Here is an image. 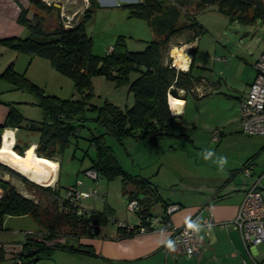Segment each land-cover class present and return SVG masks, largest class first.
Segmentation results:
<instances>
[{
	"label": "rangeland",
	"instance_id": "374dc122",
	"mask_svg": "<svg viewBox=\"0 0 264 264\" xmlns=\"http://www.w3.org/2000/svg\"><path fill=\"white\" fill-rule=\"evenodd\" d=\"M45 1L55 7L52 12L42 13L27 0L31 10L29 16L37 11L43 16L47 27H53L59 17L67 25L79 21L78 14L74 17L65 14L71 11L70 3L73 0ZM128 1L104 0L102 2L104 4L100 2L101 7L96 10L93 20L87 24V30L93 38L95 54L105 55L119 35H125L128 48L135 51L144 49L146 42L153 39L154 35L148 22L130 15ZM64 4L67 8L65 11L61 6ZM188 11H196L195 6L190 5ZM195 17L204 27L203 33L188 42L194 32L184 30L171 38L164 52L165 60L171 59L173 64V47H182L185 43H190L191 46L186 50L193 57V74L204 76L196 82L195 90L187 94L186 113L183 118H177L175 121L173 135L162 139L128 137L121 144L112 135L106 134L107 143L112 147L119 163L132 174L150 177L152 182L158 185V191L165 200H177L182 194L186 195L188 184L194 180L185 177L196 176L197 173L207 170L205 164L216 165L214 161L218 156L227 157L228 163L225 166L232 168L229 176H233L239 185L248 180L251 183L260 175L262 176L260 184L264 187V136L246 134L240 121L241 99L249 92L250 83L256 75L255 63L264 49V20L257 19L252 23L229 20L219 11L217 4L195 12ZM181 20L184 22L186 19L182 17ZM29 34L30 30L25 27V31L19 37H26ZM34 59L36 60L33 62ZM11 62L16 71L43 89L41 91L43 95H55L62 99L79 97L74 81L54 69L49 59L40 56L31 58L0 43V100L13 103L28 120L44 119V110L40 104L41 96L27 88L17 87L1 75ZM137 76L138 73L132 72L129 81L121 84L102 75L92 76L93 95L89 98V104L100 106L108 99L122 108L131 107L134 95L129 90V85ZM95 115V109L86 111L88 118ZM215 127L223 130L224 135L220 142L211 144L213 142L211 130ZM5 131L6 128L1 136L0 147ZM18 131L20 144L39 139V133L34 131L23 127L18 128ZM92 131L98 134L103 132V129L93 120H88L85 126L81 127L76 140H73L62 153L56 155L59 169L58 167L55 169L57 180L51 186L62 185V196L67 193L65 187L72 185L94 193L90 198H82L80 205L86 209L110 212L108 221L100 226L103 231L117 229L119 224L125 222L138 223V214L128 206L129 199L124 193L121 176L111 180L102 176L95 179L84 171L96 155L95 148L90 145L89 136ZM206 150H212L216 156L205 160ZM249 160L251 164H248ZM202 162H205L204 165ZM252 164L255 167L254 173L248 177L244 167L246 165L251 167ZM0 177L8 180L11 178L10 181L22 194L39 201L43 212L55 214V198L51 192L27 184L18 175L8 173L3 168H0ZM153 213L154 215L162 213L161 203L153 207ZM3 226L0 237L6 242L2 246L9 249L12 257L13 252L16 253L20 243L24 241L26 231L35 232L41 229L40 224L31 215H6ZM68 231L66 226L63 227L60 236L64 237ZM53 252L52 260L55 263L57 254L62 255L59 260L61 263L71 262L73 258L78 262L81 258L80 255L69 254L62 245L56 247ZM13 261L11 257L4 260L8 263Z\"/></svg>",
	"mask_w": 264,
	"mask_h": 264
},
{
	"label": "trees",
	"instance_id": "16d2710c",
	"mask_svg": "<svg viewBox=\"0 0 264 264\" xmlns=\"http://www.w3.org/2000/svg\"><path fill=\"white\" fill-rule=\"evenodd\" d=\"M28 1L42 13H50L55 9L45 0ZM192 4L196 11L189 12L188 7ZM212 4H217L219 11L232 21L252 23L257 19L264 20V0H139L128 4L130 15L148 22L153 39L146 42L144 49L135 51L128 48L126 36L119 35L110 50L101 56L93 52V38L87 30V24L101 7L98 0H89L82 19L71 27H67L60 17L53 27H47L43 16L37 11L29 16V7L20 6L17 21L27 27L30 34L26 37L0 38V43L31 58L40 56L49 59L54 69L74 81L79 97L62 99L55 95H43V89L16 71L11 62L1 75L17 87L27 88L41 96L44 119L28 120L13 103H9L6 120L0 125V144L5 128L23 127L39 133L35 148L38 156L58 161L56 155L76 140L86 121L93 120L103 132L96 134L92 131L89 136L96 155L84 171L93 170L97 177L109 180L121 176L123 190L129 201L136 199L139 202V209L135 212L141 224H119V235L134 236L141 226H145L147 231L153 229L150 224L157 217L153 207L158 203L163 206L161 219H158L165 224L170 220L167 208L174 203L162 198L150 177L132 174L119 163L107 143L106 134L112 135L121 144L128 137L162 139L173 135V125L178 117L172 113L169 104L170 91L172 88L183 89L187 95L202 76L193 74V60L189 70L185 71L174 66L171 59L166 61L164 52L171 38L184 30L194 32L188 42L198 38L204 27L197 21L195 12ZM182 17L186 19L184 22ZM132 72L138 73V76L129 85L134 95L131 107L122 108L108 99L100 106L89 104V98L93 95L92 76L102 75L121 84L129 81ZM94 109L95 117L88 118L86 111ZM15 144L14 150L21 155L29 148ZM0 168L18 175L27 184L51 192L56 204L55 214L49 215L47 211L43 212L39 201L22 194L10 180L0 177V230L4 229L6 215H31L41 226L37 232L42 233V236L27 237L21 253L18 256L15 254L14 264H17V259L22 264H32L51 257L56 247L61 245L64 249L79 250L78 246L67 244L66 239L95 237L98 228L110 217V212L86 209L79 200L68 195L76 187L74 185L65 187L67 193L62 196V185L42 186L2 163ZM65 226L69 231L61 237ZM4 254L0 247V260Z\"/></svg>",
	"mask_w": 264,
	"mask_h": 264
},
{
	"label": "crops",
	"instance_id": "0c3cea01",
	"mask_svg": "<svg viewBox=\"0 0 264 264\" xmlns=\"http://www.w3.org/2000/svg\"><path fill=\"white\" fill-rule=\"evenodd\" d=\"M26 1L27 0H0V38L19 36L25 31V26L19 24L17 18L20 13V6L29 7ZM103 1L104 0H98L100 6ZM137 1L139 0H129L128 2L134 3ZM107 2H109V0H107ZM88 5L89 0H73L70 3L71 11L68 13L65 12V14L69 17H74L78 14L79 20L82 16L81 14L84 13L83 9ZM61 6L64 8V11L67 10L65 4ZM61 6H59V8ZM185 51L187 54V61H185L184 65L175 64L174 57L173 63L180 69H186L185 71H187L191 66L193 57L190 56L191 54H189L186 49ZM36 59H34L33 62ZM46 66L48 67L47 64ZM196 86L195 84L192 91L195 90ZM179 92L182 96L186 95L183 89H180ZM185 99H183L185 103L181 110V116H177L179 119L183 118L186 113L188 101ZM9 103L11 102L0 100V125L6 120L9 111ZM7 129L12 130L14 133L15 142L13 147L16 145L15 143L25 148L27 146L37 147V140L24 143V145L20 144L17 127H7L6 130ZM211 131L213 140L211 144L220 142L224 135L223 130H218V128L215 127ZM53 161L58 164L57 167L59 169L58 161ZM248 162V164H251L250 160ZM202 163L204 165L205 162ZM204 166L207 170L201 171L202 173H197L196 176L192 177H185L194 180L192 183L190 182L188 184L187 188L189 189H187L188 193L186 195L182 194L177 200L168 199L169 202L180 206L177 211L170 215V221L174 226H181L189 221L200 225V231L197 232V254L188 255L183 246L177 243H174L175 251H169L166 247V242L169 240L173 241L171 239V233L164 223L155 222V219L161 217L157 215V217L153 219V225H150L153 229L146 232H138L134 236H120L118 228H111L103 231L101 227H99L98 234L95 237H68L66 239L67 244L70 242L69 245H73L74 247L78 246L79 250H66L71 255H80L81 258L78 262L73 258L71 262L61 263L59 260L62 258V255L57 254V262L55 263L52 260L54 255L53 252L51 257L42 258L32 264H263L264 242L248 249L243 242L239 229L236 228L233 223L245 197L250 180L246 181L243 185H239L240 183L235 181L236 179H234L233 176H229V172H232L231 167L225 166L224 170L221 171L218 164H205ZM254 168L252 164L250 169H253V173ZM216 169L217 171H215ZM9 179L11 180V178ZM261 191L264 200L263 186H261ZM139 224H141L140 217L138 223L129 225ZM0 234H2V232H0ZM5 242L6 241L0 237V247L3 248L5 252L4 257L0 260V264H14V262H16L15 252H13L12 257L9 249L2 246ZM23 242H21L20 245L23 244ZM8 257H11L14 261L11 263L4 262Z\"/></svg>",
	"mask_w": 264,
	"mask_h": 264
},
{
	"label": "built area",
	"instance_id": "2783aa9c",
	"mask_svg": "<svg viewBox=\"0 0 264 264\" xmlns=\"http://www.w3.org/2000/svg\"><path fill=\"white\" fill-rule=\"evenodd\" d=\"M65 25L68 26L67 24ZM173 65L176 66L174 63ZM255 70L256 75L250 83L249 92L241 99V123L243 132L246 134L251 136H264V49L258 56L255 63ZM171 110L175 115L176 112L172 107ZM244 172L248 177L253 175L252 170L248 165L244 167ZM87 175L97 179V173L93 170H88ZM260 181L261 176H258L249 184L245 197L233 220L234 225L239 229L243 242L248 249L264 242V200ZM68 195H71L73 199L80 201L82 198L92 197L94 193L80 190L76 186L72 191L68 192ZM128 206L134 211L138 210L139 202L136 199L130 200ZM179 207L178 204L169 205L167 208V214L171 215L173 212L177 211ZM153 221L154 220L151 221V226L153 225ZM156 221L159 222V219H155V222ZM164 225L170 230L173 242L182 245L188 255L198 253L197 232L189 229L188 223L181 226H174L169 220ZM146 231L147 228L145 226H141L139 229V232ZM25 236L26 238L41 237L42 233L37 231H26ZM21 251L22 244L15 254L18 256ZM17 264H22V261L17 259Z\"/></svg>",
	"mask_w": 264,
	"mask_h": 264
},
{
	"label": "bare ground",
	"instance_id": "6f19581e",
	"mask_svg": "<svg viewBox=\"0 0 264 264\" xmlns=\"http://www.w3.org/2000/svg\"><path fill=\"white\" fill-rule=\"evenodd\" d=\"M190 46V44H184L182 47H173L172 55L175 64L184 65L185 61H187L185 49ZM169 103L173 110L178 113L182 110L184 100L180 97L170 95ZM14 142L13 131L7 129L3 135V142L0 147V162L17 170L21 175H26L35 183L53 185L57 180L55 177L57 163L52 159L38 156L34 148H31L25 157V155H21L14 150Z\"/></svg>",
	"mask_w": 264,
	"mask_h": 264
},
{
	"label": "clouds",
	"instance_id": "9594fccd",
	"mask_svg": "<svg viewBox=\"0 0 264 264\" xmlns=\"http://www.w3.org/2000/svg\"><path fill=\"white\" fill-rule=\"evenodd\" d=\"M214 156H216V153L213 152L212 150H206L205 153H204V159L205 160H210ZM214 163H217L219 165V169L221 171H223L225 165H227V163H228V160H227L226 156H218V157H216V160L214 161ZM188 228L192 229L193 231H196V232L200 231V225L199 224H194V223H192L190 221L188 222ZM166 247L169 249V251H175L174 242L171 241V240L166 242Z\"/></svg>",
	"mask_w": 264,
	"mask_h": 264
},
{
	"label": "water",
	"instance_id": "95a60500",
	"mask_svg": "<svg viewBox=\"0 0 264 264\" xmlns=\"http://www.w3.org/2000/svg\"><path fill=\"white\" fill-rule=\"evenodd\" d=\"M81 19H82V16L79 18V20H81ZM67 27H71V25H68ZM170 95H173V96H176V97H180V98H182V99H185L184 96H182V95L180 94L179 90L176 89V88H172V89H171V91H170ZM175 116L180 117V116H181V113H180V112L175 113ZM31 148H34V147H33V146H30L29 148L26 149V151H25L24 154H23V155H25V157L27 156V154H28V152L30 151ZM34 150H35V148H34ZM30 168H31V167H30ZM11 169L14 170L15 172H17V170H15V169H13V168H11ZM17 173H18V172H17ZM19 173H20V172H19ZM20 175H21V173H20ZM22 176L28 178V177H27L26 175H24V174H22ZM28 179H30V178H28Z\"/></svg>",
	"mask_w": 264,
	"mask_h": 264
}]
</instances>
